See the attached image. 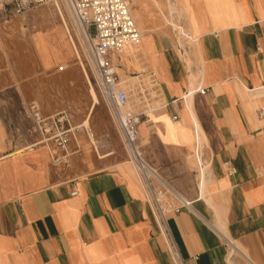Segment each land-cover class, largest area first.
<instances>
[{
    "label": "crops",
    "instance_id": "crops-1",
    "mask_svg": "<svg viewBox=\"0 0 264 264\" xmlns=\"http://www.w3.org/2000/svg\"><path fill=\"white\" fill-rule=\"evenodd\" d=\"M181 8L190 35L147 29L135 54L160 96L137 143L171 193L166 222L138 164L111 161V131L70 113L79 148L62 163L48 143L0 155V264H264V0Z\"/></svg>",
    "mask_w": 264,
    "mask_h": 264
},
{
    "label": "rangeland",
    "instance_id": "rangeland-1",
    "mask_svg": "<svg viewBox=\"0 0 264 264\" xmlns=\"http://www.w3.org/2000/svg\"><path fill=\"white\" fill-rule=\"evenodd\" d=\"M60 1L64 5V16L53 12L55 7L52 2L38 5L22 14H14L11 6L0 1V155L28 147L36 140L38 131L31 112L32 104L36 103L46 114L66 110L81 121L89 114L88 126L111 131L108 140L113 152L111 161L124 162L136 169L134 154L125 141L116 112L104 98L87 51L76 37H80L79 31L69 4L67 0ZM130 2L143 36L147 29L167 30L177 40V33L173 29L179 31V28L173 23H176V19H183L182 0ZM68 29L73 36H70ZM74 44H77V51L91 82L85 76ZM141 45L142 42L129 45L119 53L121 67L126 72L118 69L120 87L129 94V102L122 111L136 113L140 119L142 112L145 114L157 109L160 101L155 76L147 70L143 74L142 66L135 57L141 51ZM176 46L189 64L196 62V58L192 57L196 55L194 43L185 41L182 46L177 43ZM63 64H68V68L62 71L59 67ZM92 86L96 95L91 90ZM92 96L94 102L98 101L93 107ZM95 141L92 146L96 152L95 143L99 150L101 146L96 138ZM167 192L169 196V189ZM171 200L169 197L170 206Z\"/></svg>",
    "mask_w": 264,
    "mask_h": 264
},
{
    "label": "built area",
    "instance_id": "built-area-1",
    "mask_svg": "<svg viewBox=\"0 0 264 264\" xmlns=\"http://www.w3.org/2000/svg\"><path fill=\"white\" fill-rule=\"evenodd\" d=\"M5 5L11 6L14 14H22L38 5L48 4L53 0H0ZM73 14L75 27L79 31L77 39L83 44L89 61L95 71L99 87L103 96L112 106L122 129L125 141L134 150V158L138 164L141 175L150 187V198L158 217L166 222V217L171 209L168 203V192L166 188L155 190L151 186V178L155 175L154 169L148 164L137 150L138 125L141 121L136 113L126 111L122 108L129 102V94L126 89L120 87V75L115 60L120 58L119 54L129 45H138L142 42L143 34L138 27L131 10L130 0H67ZM70 36L73 34L68 29ZM76 53L83 70L85 64L81 61L77 44H74ZM117 55V56H116ZM68 68V64L59 67L60 70ZM32 117L41 135V139L29 147L39 143L54 144L52 147L53 158L56 163H62L73 153L72 142L77 149L76 130L78 126L72 123V115L66 110L44 115L39 104L31 106ZM259 114L264 117V105L261 106ZM175 119L178 116H174ZM201 168L203 163H199ZM72 194H79L74 189ZM188 204V203H187ZM172 248L177 252L174 242Z\"/></svg>",
    "mask_w": 264,
    "mask_h": 264
},
{
    "label": "bare ground",
    "instance_id": "bare-ground-1",
    "mask_svg": "<svg viewBox=\"0 0 264 264\" xmlns=\"http://www.w3.org/2000/svg\"><path fill=\"white\" fill-rule=\"evenodd\" d=\"M53 4V7H55L54 8V10L55 11H53L54 13L55 12H57V13H60L62 16H64V11H63V3H62V1H60V0H53V1H51ZM50 2V3H51ZM64 2V1H63ZM66 3V2H65ZM65 20V19H64ZM66 21V20H65ZM68 24V23H67ZM173 25L174 26H176V28H179V31H180V33H181V36H186L187 37V35H188V33L186 32V30L182 27V26H180V25H178L177 23H173ZM190 35V34H189ZM188 35V36H189ZM36 39V38H35ZM85 76L87 77V79L90 81V76H89V74H88V72L85 70ZM91 82V81H90ZM91 90H92V92L94 93V95H96L95 94V91H94V88H93V86H92V88H91ZM194 94V91H191V92H189L188 93V95H193ZM95 98H97L96 96H95ZM136 147H137V150L140 152V154H141V156H142V153H141V150H140V146L138 145V143H137V145H136ZM133 154H134V150H133ZM138 167V166H137Z\"/></svg>",
    "mask_w": 264,
    "mask_h": 264
}]
</instances>
